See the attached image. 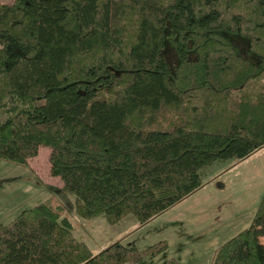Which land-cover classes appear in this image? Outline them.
<instances>
[{"label":"trees","instance_id":"trees-1","mask_svg":"<svg viewBox=\"0 0 264 264\" xmlns=\"http://www.w3.org/2000/svg\"><path fill=\"white\" fill-rule=\"evenodd\" d=\"M261 147L264 0L0 2V160L26 166L48 148L79 218L144 225L198 190L202 170ZM64 212L48 199L0 223V264H142L167 249L94 254ZM211 264H264V192Z\"/></svg>","mask_w":264,"mask_h":264},{"label":"rangeland","instance_id":"rangeland-1","mask_svg":"<svg viewBox=\"0 0 264 264\" xmlns=\"http://www.w3.org/2000/svg\"><path fill=\"white\" fill-rule=\"evenodd\" d=\"M12 1L0 0L5 4ZM234 42L245 56L247 43L240 38ZM162 55L172 71L177 58L168 43ZM49 153L48 148H40L26 166L0 160V223L8 224L22 210L53 199L65 209L63 215L71 223L75 238L93 250L115 242L139 249L167 243L165 252L142 264H159L170 258L185 264H211L218 247L249 226L264 192L261 147L244 159L218 161L202 170L198 190L148 223L140 225L128 217L112 227L103 216L83 220L76 215L75 197L52 173Z\"/></svg>","mask_w":264,"mask_h":264},{"label":"crops","instance_id":"crops-1","mask_svg":"<svg viewBox=\"0 0 264 264\" xmlns=\"http://www.w3.org/2000/svg\"><path fill=\"white\" fill-rule=\"evenodd\" d=\"M248 223V221H246V224ZM250 224V223H249ZM247 228V227H246ZM106 248V245L104 244H101L100 245V247L99 248H97V250H93V249H91V251L94 253V254H97V253H99L100 251H102L103 249H105Z\"/></svg>","mask_w":264,"mask_h":264}]
</instances>
